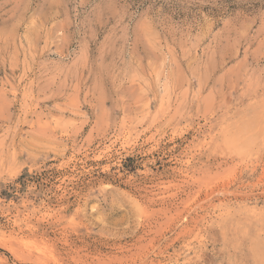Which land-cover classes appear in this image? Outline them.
Returning a JSON list of instances; mask_svg holds the SVG:
<instances>
[{"label": "rangeland", "instance_id": "obj_1", "mask_svg": "<svg viewBox=\"0 0 264 264\" xmlns=\"http://www.w3.org/2000/svg\"><path fill=\"white\" fill-rule=\"evenodd\" d=\"M0 264H264V0H0Z\"/></svg>", "mask_w": 264, "mask_h": 264}]
</instances>
